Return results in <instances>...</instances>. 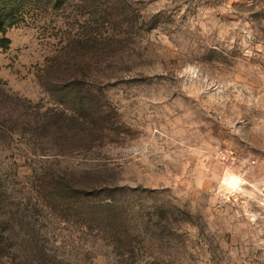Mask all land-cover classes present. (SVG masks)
I'll use <instances>...</instances> for the list:
<instances>
[{
    "label": "rangeland",
    "instance_id": "1",
    "mask_svg": "<svg viewBox=\"0 0 264 264\" xmlns=\"http://www.w3.org/2000/svg\"><path fill=\"white\" fill-rule=\"evenodd\" d=\"M92 1L9 2L0 128L16 134L0 136L2 187L25 196L35 167L105 170L124 246L42 220L71 264H264L250 217V185L264 182V0H114L122 25L104 26L117 41L98 60ZM55 114L105 130L61 150L46 136Z\"/></svg>",
    "mask_w": 264,
    "mask_h": 264
},
{
    "label": "trees",
    "instance_id": "2",
    "mask_svg": "<svg viewBox=\"0 0 264 264\" xmlns=\"http://www.w3.org/2000/svg\"><path fill=\"white\" fill-rule=\"evenodd\" d=\"M9 2L10 0H0L2 33H6L18 21L14 14H8L11 11ZM116 3L114 0H93L90 5L93 13L97 15L89 38L92 44L91 55L97 60L105 52V44L117 41L116 35L105 31L104 27L122 25L119 18H112L107 12L110 9L113 11L112 15L119 11ZM72 84L80 88L81 80L75 78ZM74 94L79 98V104H84L83 89L76 87ZM60 117H63L62 120L57 119L55 114L47 122L51 127L56 125V130L42 133L35 129L28 132L35 137H43L46 133L59 147L65 146L61 150H79L78 146L72 147L75 139L82 142L105 130L103 124H87L81 117L65 114ZM15 134L0 128L2 137L10 139ZM29 172L30 175L25 176L29 185L25 196L21 197V193L18 195L14 190L9 192L0 183V264H71L70 257H62L59 249L50 242L51 239L48 240L51 232H48V225L42 221L48 219H56L59 225L73 222L83 232L96 230L102 235L114 234L115 245L120 251L124 246L121 232L123 225L125 226V218L107 213L113 200L106 195L109 191L107 185L102 187L105 183L101 181V177L105 170L99 167L82 170L49 167L47 170H40L35 167Z\"/></svg>",
    "mask_w": 264,
    "mask_h": 264
},
{
    "label": "built area",
    "instance_id": "3",
    "mask_svg": "<svg viewBox=\"0 0 264 264\" xmlns=\"http://www.w3.org/2000/svg\"><path fill=\"white\" fill-rule=\"evenodd\" d=\"M224 159L227 158L226 153L221 151ZM255 162H253L254 164ZM252 188V203L255 205L256 210L250 212L252 223L264 233V182L257 184L256 186L250 185Z\"/></svg>",
    "mask_w": 264,
    "mask_h": 264
}]
</instances>
